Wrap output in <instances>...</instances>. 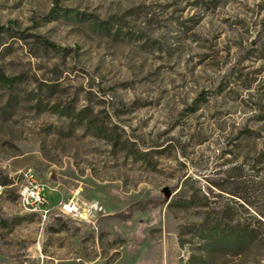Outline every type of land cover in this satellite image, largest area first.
Returning <instances> with one entry per match:
<instances>
[{"label":"rangeland","instance_id":"374dc122","mask_svg":"<svg viewBox=\"0 0 264 264\" xmlns=\"http://www.w3.org/2000/svg\"><path fill=\"white\" fill-rule=\"evenodd\" d=\"M0 186V264H264V0H0Z\"/></svg>","mask_w":264,"mask_h":264},{"label":"built area","instance_id":"2783aa9c","mask_svg":"<svg viewBox=\"0 0 264 264\" xmlns=\"http://www.w3.org/2000/svg\"><path fill=\"white\" fill-rule=\"evenodd\" d=\"M19 176L22 179L19 189L21 204L37 212L43 222L49 221L54 216H64L96 228L99 220L108 215L105 206L100 201L84 198L78 192L73 193L68 199L61 198L57 202H52L47 197L46 185L40 181L31 167L20 170Z\"/></svg>","mask_w":264,"mask_h":264},{"label":"trees","instance_id":"16d2710c","mask_svg":"<svg viewBox=\"0 0 264 264\" xmlns=\"http://www.w3.org/2000/svg\"><path fill=\"white\" fill-rule=\"evenodd\" d=\"M49 45H52L50 42H46ZM4 82L7 85H10V83L7 81V79L4 80ZM8 179H5V183H8ZM231 229L230 226V222L229 221H225V222H221V228H219V226H215V231H214V240L216 239H223V233L227 232ZM226 236H229V239H233L234 241L232 243H234V245L236 247H240V248H244L246 246H248L250 244V242L252 241V238H254L253 236H251V234H239V233H234V234H226ZM225 236V237H226ZM222 244H217L216 247L221 246ZM215 247V248H216Z\"/></svg>","mask_w":264,"mask_h":264},{"label":"crops","instance_id":"0c3cea01","mask_svg":"<svg viewBox=\"0 0 264 264\" xmlns=\"http://www.w3.org/2000/svg\"><path fill=\"white\" fill-rule=\"evenodd\" d=\"M49 191H50V193L48 194V196H49V198H50V196H53V195H52V192H53V191H52V189H49Z\"/></svg>","mask_w":264,"mask_h":264},{"label":"bare ground","instance_id":"6f19581e","mask_svg":"<svg viewBox=\"0 0 264 264\" xmlns=\"http://www.w3.org/2000/svg\"><path fill=\"white\" fill-rule=\"evenodd\" d=\"M47 189H49V188H47ZM49 197V196H48Z\"/></svg>","mask_w":264,"mask_h":264}]
</instances>
